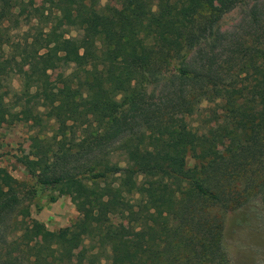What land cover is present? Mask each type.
Here are the masks:
<instances>
[{
	"label": "trees",
	"instance_id": "trees-1",
	"mask_svg": "<svg viewBox=\"0 0 264 264\" xmlns=\"http://www.w3.org/2000/svg\"><path fill=\"white\" fill-rule=\"evenodd\" d=\"M34 1L0 0V130L55 129L40 139L44 165L18 157L31 187L0 165V264H231L215 209L264 200V34L235 51V76L191 69L173 53L193 46L204 13L211 31L244 0H105L116 11L103 0ZM22 25L33 31L16 40ZM30 56L35 76L24 71ZM63 69L51 93L52 73ZM157 69L173 71V91L150 104L139 82ZM204 102L221 109L212 129L178 122ZM117 142L123 167L107 151ZM66 196L79 213L73 224L51 231L34 218L32 209ZM114 216L136 225L131 240Z\"/></svg>",
	"mask_w": 264,
	"mask_h": 264
},
{
	"label": "rangeland",
	"instance_id": "rangeland-1",
	"mask_svg": "<svg viewBox=\"0 0 264 264\" xmlns=\"http://www.w3.org/2000/svg\"><path fill=\"white\" fill-rule=\"evenodd\" d=\"M208 1L210 4H215L214 0ZM42 2L43 0H35L33 7H41ZM107 4L109 3L105 0L101 2L102 7ZM106 9L116 11L119 9V5L110 2ZM210 17L211 15L204 13L191 34V37H194L193 46H190L181 54L173 53L174 61L182 62L183 65L187 64L191 69L208 65L214 70L218 69L221 73L225 72V75L235 76L241 69V64L234 56L235 51L240 48V44L244 41H248L253 45L256 43L254 39L264 34V0H244L234 11L224 15L218 23L216 22L211 31L206 26ZM31 31H33V28L22 25L19 30L13 32V35L18 40L26 37ZM69 36L77 37L78 32L71 31ZM262 42H264L263 36L262 40L257 43ZM24 71L32 76L40 72V65L34 56H30L26 60ZM231 71L233 72L229 75ZM67 72L68 70L64 71L63 69L52 73L51 93L58 90L60 86L58 81ZM144 74L147 82L140 79L139 84L147 93L145 100L150 104L166 100L169 93L173 91V88L170 87V79L174 78L173 71L166 69L164 72L157 69L156 72L144 71ZM11 85L14 90L20 89L21 78L19 75L13 77ZM208 107V104L204 102L193 117L180 116L178 122H186L203 132L208 131L217 124L214 121L217 116L213 112H221L219 107H213V111L212 109L209 110ZM54 129L53 122L48 124L44 122L41 126H34L32 122L5 124L0 130V165L6 167L19 181L25 182L28 187H31L33 185L31 177L22 164L19 163L18 157L28 155L31 159L44 165L48 154L46 153V143L41 142L40 139L45 136H52ZM119 146L120 142L107 146V151H110L112 162L123 167L125 166L124 156L118 150ZM222 147L227 151L230 146L224 145ZM246 178L242 177L240 180L244 181ZM32 211L34 218L44 223L51 231L68 227L79 217V213L68 196L46 206L40 213H35L34 209ZM215 214L217 218L221 216V233L231 264H264L263 197L253 198L251 202L238 211L224 213L220 209H215ZM111 225L117 230L120 229L122 233L124 232L127 241L131 240L137 231V227L133 222L121 220L117 216L112 218ZM75 252L82 257L81 248Z\"/></svg>",
	"mask_w": 264,
	"mask_h": 264
}]
</instances>
